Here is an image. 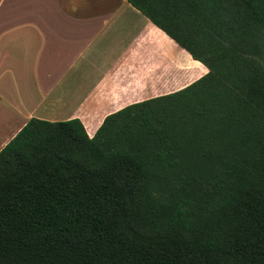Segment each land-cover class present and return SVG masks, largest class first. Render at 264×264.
Listing matches in <instances>:
<instances>
[{
	"label": "trees",
	"instance_id": "16d2710c",
	"mask_svg": "<svg viewBox=\"0 0 264 264\" xmlns=\"http://www.w3.org/2000/svg\"><path fill=\"white\" fill-rule=\"evenodd\" d=\"M207 73L0 151V264H264V0H128Z\"/></svg>",
	"mask_w": 264,
	"mask_h": 264
},
{
	"label": "crops",
	"instance_id": "0c3cea01",
	"mask_svg": "<svg viewBox=\"0 0 264 264\" xmlns=\"http://www.w3.org/2000/svg\"><path fill=\"white\" fill-rule=\"evenodd\" d=\"M162 41L188 59L178 87ZM197 65L205 75L128 0H0V151L32 119H76L92 138L107 116L200 79Z\"/></svg>",
	"mask_w": 264,
	"mask_h": 264
},
{
	"label": "rangeland",
	"instance_id": "374dc122",
	"mask_svg": "<svg viewBox=\"0 0 264 264\" xmlns=\"http://www.w3.org/2000/svg\"><path fill=\"white\" fill-rule=\"evenodd\" d=\"M161 44H162V48L160 49L159 53H163L164 51H168L171 54H176L175 56H177V55L179 56L178 61L176 60V61H174V63H172V65H171L172 69L170 70V72H172L171 73L172 74L171 78L173 79V82H172L173 83V87H178L180 85V83H182V82L178 81L179 76L177 77L176 75L177 74L179 75L180 73H185L186 72L184 67L187 66V64H188L187 60L188 59H187V57L185 55H183L181 53H178L176 48L172 44H170V43H168L166 41H162ZM196 69L200 71V73L197 74V76H203L204 75L203 74L204 73V69H203L202 66L197 65ZM158 70H160V69L159 68L156 69V65L154 66V64H153L152 76H153V79H154V83H159V81L162 82L163 78H165L166 75H167V73H165L164 75H159V76L155 75ZM192 79H194V78H190L188 81H191Z\"/></svg>",
	"mask_w": 264,
	"mask_h": 264
}]
</instances>
